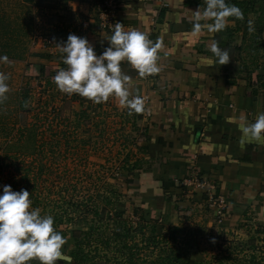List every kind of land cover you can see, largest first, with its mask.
Here are the masks:
<instances>
[{
    "label": "crops",
    "instance_id": "obj_1",
    "mask_svg": "<svg viewBox=\"0 0 264 264\" xmlns=\"http://www.w3.org/2000/svg\"><path fill=\"white\" fill-rule=\"evenodd\" d=\"M99 1H45L51 21L33 11L29 46L23 49L20 23L0 31V60L35 77L47 58L57 60L46 38L63 55L107 61L124 52L132 74L117 94L137 112L140 137L130 155V166L138 161L140 169L127 172L130 209L165 233L176 230L185 210L214 220L200 183L224 201L221 224L233 232L252 223L263 233L264 0H114L113 32L97 25ZM134 44L144 46L130 57ZM40 260L62 262L51 255Z\"/></svg>",
    "mask_w": 264,
    "mask_h": 264
},
{
    "label": "rangeland",
    "instance_id": "obj_2",
    "mask_svg": "<svg viewBox=\"0 0 264 264\" xmlns=\"http://www.w3.org/2000/svg\"><path fill=\"white\" fill-rule=\"evenodd\" d=\"M45 1L0 0L1 33L20 23L29 46L33 11L51 21ZM44 47L57 49V60L47 58L35 77L0 60V264H41L52 250L71 259L60 264H264V232L252 223L232 232L203 219V210H185L174 231L147 226L126 248L117 244L116 221L136 228L139 218L123 191L129 170L121 169L132 165L140 138L137 112L117 94L132 74L128 60L113 55L80 82L77 73L57 76L75 53Z\"/></svg>",
    "mask_w": 264,
    "mask_h": 264
},
{
    "label": "built area",
    "instance_id": "obj_3",
    "mask_svg": "<svg viewBox=\"0 0 264 264\" xmlns=\"http://www.w3.org/2000/svg\"><path fill=\"white\" fill-rule=\"evenodd\" d=\"M117 4L114 0H103L97 7L98 12V27L104 32H113L119 28L117 16H116ZM132 34L137 33V30H132ZM47 44H52V40L49 38L44 39ZM106 60L103 55H90L85 56L81 54H69L65 57L66 71L57 72V76L67 75L68 77L74 73L79 76L80 82H87L95 66H100ZM197 188L207 189L209 193L208 202L213 209L214 219L217 224H221L223 220V212L225 210V203L222 198H213L210 191L213 187L206 186L205 184L197 183ZM209 189V190H208Z\"/></svg>",
    "mask_w": 264,
    "mask_h": 264
},
{
    "label": "trees",
    "instance_id": "obj_4",
    "mask_svg": "<svg viewBox=\"0 0 264 264\" xmlns=\"http://www.w3.org/2000/svg\"><path fill=\"white\" fill-rule=\"evenodd\" d=\"M138 161L136 163L133 164V166H122V170L124 171L123 167H127L126 170H129V172H131L132 170H139L140 169V166L138 165ZM125 170V171H126ZM128 172V171H126ZM126 188H127V185L126 187H124L123 191L126 192ZM109 200V199H107ZM106 200V202H108ZM136 207H134L133 210H135ZM138 221L137 223V227H129V226H125V224L127 223V221L125 220L124 222L122 221H116V231L113 232V239H115V242L117 244H121L122 248H126L127 245H128V241H127V238H129V236L132 234V232L136 231H139V232H142V230L144 228H146L147 226H150L151 228V232L153 233H157L158 229L161 227L160 225H158L155 220H147L146 216H141L140 218L136 219ZM160 226V227H159ZM98 242H102L103 244H106L107 246H109V243L106 241H104L102 238H99L98 239ZM105 242V243H104ZM77 247L79 248L78 249V252H81L82 251V247L79 243H77ZM73 256H78L77 253H73ZM167 264H173V263H167Z\"/></svg>",
    "mask_w": 264,
    "mask_h": 264
},
{
    "label": "water",
    "instance_id": "obj_5",
    "mask_svg": "<svg viewBox=\"0 0 264 264\" xmlns=\"http://www.w3.org/2000/svg\"><path fill=\"white\" fill-rule=\"evenodd\" d=\"M138 46H144V45H143V44H142V45H137V44L132 45V46H131V49H130V51H129V56H130V57L135 56V50H136V48H137ZM50 255H51L53 258H55V259H57V260H60V261H64V262H69V261L71 260L69 257L64 256L63 254H61L60 252H58V251H56V250H52V251L50 252Z\"/></svg>",
    "mask_w": 264,
    "mask_h": 264
}]
</instances>
